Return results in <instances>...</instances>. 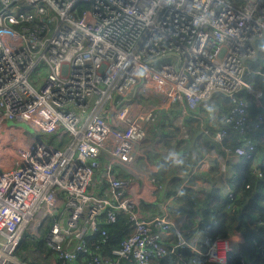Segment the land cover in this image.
<instances>
[{
	"label": "built area",
	"instance_id": "built-area-1",
	"mask_svg": "<svg viewBox=\"0 0 264 264\" xmlns=\"http://www.w3.org/2000/svg\"><path fill=\"white\" fill-rule=\"evenodd\" d=\"M79 3L88 5L81 14ZM201 104L215 121L213 132L200 130L233 163L218 168L234 211L236 163L253 160L250 174L264 179L251 137L264 130V0H0V264H160L169 254L180 264L184 249L201 264H264V213L241 221L257 231L247 244L233 231L191 241L165 212L186 183L162 214L140 216L143 192L117 174L156 116ZM227 128L241 141L233 151L223 146ZM120 143L127 148L101 171L109 189L97 199L93 168ZM209 165L205 153L194 171ZM120 215L132 234L107 252L106 225ZM26 240L42 245L22 254Z\"/></svg>",
	"mask_w": 264,
	"mask_h": 264
},
{
	"label": "crops",
	"instance_id": "crops-1",
	"mask_svg": "<svg viewBox=\"0 0 264 264\" xmlns=\"http://www.w3.org/2000/svg\"><path fill=\"white\" fill-rule=\"evenodd\" d=\"M212 121L215 118L208 104H201L196 112L181 105L172 106L163 115L155 117L146 138L135 149L133 163L127 170L120 171L122 176L132 179L133 193L143 192L136 207L140 216L162 214L163 205L172 196L168 197L167 194L173 180L179 179L180 186L186 183L185 197L177 203L169 202L165 212L170 216L174 228L182 227L184 236L191 241L204 235L197 207L202 205L212 190L221 192L225 186L218 168L219 163L225 162L228 168L233 166L231 160L215 143L213 147L199 128L201 122L207 130L213 128L209 125ZM205 153L210 156L209 167L194 171L197 160ZM189 189L191 193L188 192ZM200 210L203 211L202 208ZM241 224V229L237 228L239 232L232 229L234 237L237 232L236 239L230 236L235 244L241 239L247 244L257 232L255 226L249 227L245 221ZM241 250L246 256L251 255L247 248ZM26 257L30 264H40L37 260Z\"/></svg>",
	"mask_w": 264,
	"mask_h": 264
},
{
	"label": "trees",
	"instance_id": "trees-1",
	"mask_svg": "<svg viewBox=\"0 0 264 264\" xmlns=\"http://www.w3.org/2000/svg\"><path fill=\"white\" fill-rule=\"evenodd\" d=\"M86 8H88L87 4L79 3L77 4L76 11L78 14H81V12ZM213 102L220 106V113H224L227 110V101L221 95L216 94L213 98ZM218 128H224L223 122L220 119L218 121ZM226 130L227 135L223 141V146L233 151L235 148L241 145V141H239L237 134L232 129L227 128ZM209 131L213 132L214 128H209ZM263 136L264 130H255L251 134L256 149L254 156L256 154V156H259L264 153ZM205 137H207V140L211 141L209 136ZM211 144L214 147V143L212 141ZM252 164L253 160L242 158L236 163L234 167L237 173V177L232 181L234 184V192L236 194V201L233 204L237 208L235 212H231L227 209V200L223 198L221 192L216 190H212L208 197L203 201L202 205L197 207L196 212L199 213L200 219L202 221V233L212 236H225L235 226L240 213L243 215H263L264 179L258 181L250 174V168ZM244 182L250 183V188L248 190L244 189ZM179 187L180 181L177 178L174 179L173 184L168 187V197L170 195H175L181 190L179 197L175 199L176 203L185 197V192H187L186 186H183L180 190H178ZM190 191L191 190L189 189L188 192L191 193ZM201 208L203 209L202 212L200 210ZM49 222H51V220H49ZM246 224L249 227H252V222H246ZM128 225L127 217L124 215L118 216L115 223L106 225L108 237L107 242L103 245V249L105 251L109 252L118 245L121 239L132 234V230ZM26 245L28 247L36 246L40 248L42 244L36 245L35 241H27ZM181 253L183 260L180 264H201L189 250L184 249L181 251ZM160 264H178V262L176 263V255L169 254V256ZM229 264H238V261L237 259H231ZM256 264L262 263L257 259Z\"/></svg>",
	"mask_w": 264,
	"mask_h": 264
},
{
	"label": "bare ground",
	"instance_id": "bare-ground-1",
	"mask_svg": "<svg viewBox=\"0 0 264 264\" xmlns=\"http://www.w3.org/2000/svg\"><path fill=\"white\" fill-rule=\"evenodd\" d=\"M126 148V143H120L118 144L114 152H103L102 155L99 157L98 162L96 163V167L93 168L94 173L98 169L102 168L103 165L104 167H107L109 169L108 171L111 172L112 168L116 166L113 157H121L124 154ZM108 184L109 183H107L106 180H103L101 178L99 179V181L95 179L92 181V188H95L97 199L101 198V193L103 189H109Z\"/></svg>",
	"mask_w": 264,
	"mask_h": 264
},
{
	"label": "rangeland",
	"instance_id": "rangeland-1",
	"mask_svg": "<svg viewBox=\"0 0 264 264\" xmlns=\"http://www.w3.org/2000/svg\"><path fill=\"white\" fill-rule=\"evenodd\" d=\"M46 138L50 139V141H51V140H52V135H49V136H47ZM67 139H68V138L65 137V140H67ZM263 155H264V153H263ZM102 170H104V165L102 166L101 169H98V170L94 173V179H95V180L99 181V179H100V173H101ZM145 170H147V169H145ZM120 171H122V169L118 168V169H117V174L122 175V173H121ZM229 186H230L231 188H233V187H234L233 182H230V183H229ZM173 202H174V201H173ZM42 233H43V231H42ZM26 242H27V240L24 242V245H23V247L21 248V251H20V252H21L22 254L29 252V251L31 250V248H32V247H28V246L26 245ZM21 253H19V256H21V255H20ZM29 255H30V253H29ZM28 261H29V259L26 258V259H25V262L29 263Z\"/></svg>",
	"mask_w": 264,
	"mask_h": 264
},
{
	"label": "clouds",
	"instance_id": "clouds-1",
	"mask_svg": "<svg viewBox=\"0 0 264 264\" xmlns=\"http://www.w3.org/2000/svg\"><path fill=\"white\" fill-rule=\"evenodd\" d=\"M212 142H213V141H212ZM213 143H214V142H213ZM256 155H257V154H256ZM233 180H234V179H233ZM233 180H231L230 182H232ZM182 185H183V184H182ZM186 186H187V185H186ZM235 196H236V194H235ZM223 198H224V197H223ZM224 199H225V198H224ZM235 201H236V200H235ZM174 202H175V201H174ZM227 202H228L227 209L230 210L229 207L231 206V203H230L228 200H227ZM234 203H235V202H234ZM228 206H229V207H228ZM233 206H234V205H233ZM234 207H235V206H234ZM236 210H237V208L235 207V210H234V211H231V210H230V211H231V212H235ZM263 213H264V212H263ZM251 215H253V214H251ZM248 216H250V215H243L242 213H240L239 216H238V218H237L238 223H240L242 220H245V217H248ZM240 217H241L242 219H240ZM247 222H252V221H251V219L249 218V219L247 220ZM238 223L236 222L235 226H236ZM235 226H234L233 228H235ZM233 228H232V229H233ZM232 229H231L229 232H231ZM229 232H228V233H229ZM228 233H227V234H228ZM227 234H226V235H227ZM257 259L260 261V258H259V257H257Z\"/></svg>",
	"mask_w": 264,
	"mask_h": 264
}]
</instances>
